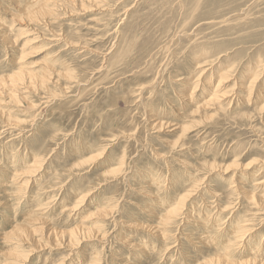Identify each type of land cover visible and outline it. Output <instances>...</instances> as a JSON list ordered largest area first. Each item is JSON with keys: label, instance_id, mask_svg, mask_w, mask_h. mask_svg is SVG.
<instances>
[{"label": "rangeland", "instance_id": "1", "mask_svg": "<svg viewBox=\"0 0 264 264\" xmlns=\"http://www.w3.org/2000/svg\"><path fill=\"white\" fill-rule=\"evenodd\" d=\"M0 264H264V0H0Z\"/></svg>", "mask_w": 264, "mask_h": 264}, {"label": "bare ground", "instance_id": "2", "mask_svg": "<svg viewBox=\"0 0 264 264\" xmlns=\"http://www.w3.org/2000/svg\"><path fill=\"white\" fill-rule=\"evenodd\" d=\"M45 3H46V2H45ZM66 4H67V3H66ZM42 5H43V4H42ZM41 9H43V10H44V9H45V6H44V7H42Z\"/></svg>", "mask_w": 264, "mask_h": 264}]
</instances>
